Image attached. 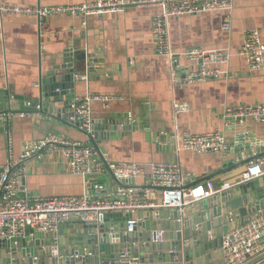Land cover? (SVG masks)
Returning a JSON list of instances; mask_svg holds the SVG:
<instances>
[{"label":"crops","instance_id":"0c3cea01","mask_svg":"<svg viewBox=\"0 0 264 264\" xmlns=\"http://www.w3.org/2000/svg\"><path fill=\"white\" fill-rule=\"evenodd\" d=\"M94 0H0V4L13 6L78 5ZM160 8H126L115 15L88 17L54 16L39 22L34 17L0 14V89L15 99L12 105L20 108L32 104L50 109V98L40 90V76L62 64L67 50L73 51V61L80 75L84 72V52L98 51L102 61L87 81L78 80L73 89L74 98L85 93L110 95L116 98L107 109L100 103L91 106L92 118L98 125L107 114L127 113L137 117L139 108L148 106L149 131L165 137L168 152L158 149L157 138L146 140L141 133L133 138L106 142L108 157L113 164L135 162L147 166L152 163L175 164L184 177H199L234 159L231 152L219 154H193L172 150V143L183 134L200 135L219 131L236 151L243 146V156L255 158L264 153V124L245 121L234 129L223 126V112L229 106L246 103L264 104V68L250 71L246 58L239 53L244 32L255 28L264 42V0H237L228 14L229 31L221 26L223 14L219 12L181 16L167 21V33L173 57L158 55L151 38V18ZM202 48L222 49L229 52L223 77L205 83L187 84L185 75L197 71L198 64L181 57L185 50ZM178 56V57H177ZM178 62V63H177ZM66 91L68 83L61 81ZM38 85V86H35ZM67 86V88H65ZM69 94L63 95V104ZM52 99V97H51ZM174 104H187L189 111L175 113ZM60 109L59 102L50 111ZM16 109V110H17ZM46 110V109H45ZM35 111V110H34ZM28 111L23 118L15 117L7 131L0 130V165L9 158L18 160L23 148L49 134L64 136L56 129L61 123L48 121L35 112ZM42 118V119H40ZM67 130V129H66ZM74 140L86 142L74 129H68ZM150 132V133H151ZM170 134H175L170 137ZM66 137V136H64ZM168 140V141H167ZM232 170L223 178L232 182ZM104 192L110 194L117 185L108 175L99 177ZM134 186L144 187V179H137ZM83 192L80 176L68 172L60 156L51 154L42 159L34 158L25 172V193L28 197L79 196ZM152 198L156 199L155 192ZM256 264H264V259Z\"/></svg>","mask_w":264,"mask_h":264},{"label":"built area","instance_id":"2783aa9c","mask_svg":"<svg viewBox=\"0 0 264 264\" xmlns=\"http://www.w3.org/2000/svg\"><path fill=\"white\" fill-rule=\"evenodd\" d=\"M236 2L237 0H94L78 5L47 7L0 4V14L34 17L39 22L54 16H77L84 21L88 17L119 14L130 7H156L161 11L151 18V38L155 52L158 55L173 57L167 33L169 19L219 12L224 17L222 30L229 31L231 21L228 14ZM65 54L72 57V49L67 50ZM238 54L246 58L250 71L264 68V42L257 29L251 28L244 32ZM180 55L198 64L197 71L185 75L184 81L187 84L227 78V72L220 69V66L226 65L229 61L230 54L226 50L190 48ZM88 73L86 70L83 75L75 76V80L87 81ZM60 91L55 90L57 93ZM14 100L13 96H9L8 104L13 106ZM114 100L116 98L110 95L87 92L74 98L69 111H64L62 106L54 111L36 106L34 115L48 121L65 122L74 130L92 136L97 127L92 118V104L98 102L102 109H107ZM173 110L175 113H185L189 111V107L187 104H174ZM24 116L26 113L19 109L0 112V122ZM222 119L226 129H234L248 120L264 124V104L241 103L229 106L225 108ZM174 136L175 134L172 135ZM172 146L177 152L188 151L193 154L235 152L219 131L200 135L183 134L177 140L173 138ZM240 147L243 148L242 145ZM241 153L243 151L234 158L235 163L249 159ZM51 154H57L62 158L69 173L82 178V194L21 196L20 181L25 177L29 162L36 157L42 159ZM245 166L246 170L241 176L242 182L263 176L264 153L247 162ZM105 174L111 176L117 184L110 194L104 192V186L99 181V177ZM137 179H144L146 186H134ZM193 182V176L184 177L175 164L152 163L147 167L130 162L104 165L89 140L80 142L54 133L47 134L38 141L26 144L18 160L9 158L5 164L0 165V240L23 238L27 230L41 233L56 232L61 225L67 223H98L99 218L108 213L128 214L156 208L184 212L187 207L217 193L215 182L212 180L195 185H192ZM152 192H155L156 199L152 198ZM220 244L224 264H245L263 254L264 214L245 224L233 226L221 236Z\"/></svg>","mask_w":264,"mask_h":264},{"label":"water","instance_id":"95a60500","mask_svg":"<svg viewBox=\"0 0 264 264\" xmlns=\"http://www.w3.org/2000/svg\"><path fill=\"white\" fill-rule=\"evenodd\" d=\"M97 54L98 51L94 54L84 52L81 57L85 68L82 74L86 70L94 73L99 68L102 61ZM73 57L64 52L62 64L51 68L45 76H40V84L45 85L40 93L46 92L45 97L50 98L52 105L50 109L45 107L47 111L58 102L64 111L71 110L68 101L73 99L75 76L81 73L76 69ZM61 81L67 82L68 88L65 86L66 91L57 93L56 89L62 90L64 87ZM65 93L69 96L63 104ZM8 99L9 92L0 89V112L18 108L9 105ZM15 99L21 100L18 97ZM21 107L23 112L35 110L34 104ZM147 112L148 106L144 105L139 108L137 117L133 118L127 113L116 116L107 114L92 136L81 134L86 142L89 140L93 145L104 165L113 164L108 157L106 142L133 138L136 133H141L146 140L149 137L157 138L158 149L168 152L170 148L164 145L165 137L159 132L149 131ZM9 122H0V130L8 133ZM60 123L62 125L58 126L62 128L56 130L72 138L67 130L73 128L65 122ZM242 151V147L238 148L233 153L234 158ZM252 159L238 163L234 159L229 160L215 170L193 177L192 185L214 181L217 193L187 207L184 212L156 208L128 214L108 213L103 214L98 223H67L56 232L27 230L23 238L0 240V264H224L221 236L233 226L245 224L264 214V175L241 181L245 164ZM232 170H235L231 177L233 181L228 182L223 175ZM20 190L21 196H29L25 193V177L20 181ZM263 259L264 253L245 264H255Z\"/></svg>","mask_w":264,"mask_h":264}]
</instances>
